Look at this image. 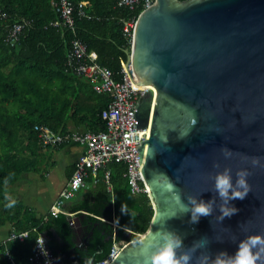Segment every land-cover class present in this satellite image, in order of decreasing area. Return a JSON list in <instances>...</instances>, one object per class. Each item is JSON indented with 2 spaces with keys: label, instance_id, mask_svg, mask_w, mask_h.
<instances>
[{
  "label": "water",
  "instance_id": "obj_1",
  "mask_svg": "<svg viewBox=\"0 0 264 264\" xmlns=\"http://www.w3.org/2000/svg\"><path fill=\"white\" fill-rule=\"evenodd\" d=\"M127 54L133 88L153 86L136 119L150 125L139 160L154 215L109 264H154L169 240L180 264H217L250 238L264 240V0H155ZM219 176L229 178L226 196ZM198 204L209 214L195 216ZM253 252L264 264V244Z\"/></svg>",
  "mask_w": 264,
  "mask_h": 264
},
{
  "label": "trees",
  "instance_id": "obj_2",
  "mask_svg": "<svg viewBox=\"0 0 264 264\" xmlns=\"http://www.w3.org/2000/svg\"><path fill=\"white\" fill-rule=\"evenodd\" d=\"M71 1L76 9L85 4V15H75L74 31L54 25L59 14L52 0H0V11L6 14L0 18V226L9 222L17 232L29 231L23 242L8 241L1 247L3 254L6 249L10 252L16 264H30L39 235L45 237L56 264H75L71 257L80 264H88L90 258L100 264L114 243L121 248L137 243L154 215L147 193H133L127 165L118 161L97 172L96 188L83 201L67 206V211L78 212L84 229L78 244L74 241L75 222L72 224L66 214L36 218L34 211L6 198V185L15 183L22 174L40 171L39 152L47 147L40 144L35 125L66 132L67 122H86L77 117L86 90L103 101L87 120L89 129L106 130L101 111L108 97L97 94L89 81L67 69L66 56L72 39L79 38L96 62L121 81L132 47L124 27L138 19L142 8L120 7L117 0ZM14 23L26 26L11 45L7 37ZM112 203L114 211L107 208ZM4 261L10 264L7 258Z\"/></svg>",
  "mask_w": 264,
  "mask_h": 264
},
{
  "label": "built area",
  "instance_id": "obj_3",
  "mask_svg": "<svg viewBox=\"0 0 264 264\" xmlns=\"http://www.w3.org/2000/svg\"><path fill=\"white\" fill-rule=\"evenodd\" d=\"M155 0H117L120 7H126L130 10L142 8V11L151 7ZM56 12L59 14V20L54 25L67 27L75 30V15L84 16V3L78 5L71 0H52ZM6 14L0 11V18H5ZM27 23V22H26ZM26 23H14L8 34V41L11 45L16 43L23 32ZM137 19L126 22L124 32L127 37H131L133 42V32ZM66 67L76 75L82 76L89 81L93 90L97 94H103L108 97L107 105L101 111V118L106 124L104 131H85V132H60L55 131L47 125H35L34 130L37 133L40 144L43 147L58 146L61 144L74 142L85 147L83 155L74 164V171L67 185L62 189L58 198L51 206L49 214L57 217L59 214H66L71 218L72 224L75 222L74 213L66 210V204L72 200L78 191L85 185V179L89 173L97 174L100 169L105 168L109 163L118 161L127 165V176L134 194L147 193L148 188L141 174L143 166L139 160V148L149 137L150 126L139 128L136 119V106L140 97L151 89L152 86L142 90L139 89L136 82V76L132 64H125L122 69V80L115 79L113 72L96 62L95 56L88 53L87 45L79 38L71 41V47L66 56ZM127 63V62H126ZM132 82H131V80ZM109 172L105 174L108 181ZM29 236V231H14L8 237V241L23 242ZM4 242L0 247H2ZM121 247L117 243L112 246L109 256L100 264H109L120 252ZM4 257L10 264H16L10 252L6 249ZM30 264H56L46 239L39 235L35 244V252L29 259Z\"/></svg>",
  "mask_w": 264,
  "mask_h": 264
},
{
  "label": "crops",
  "instance_id": "obj_4",
  "mask_svg": "<svg viewBox=\"0 0 264 264\" xmlns=\"http://www.w3.org/2000/svg\"><path fill=\"white\" fill-rule=\"evenodd\" d=\"M85 91V90H84ZM103 101L92 96L88 90L81 96V105L78 110V118L91 120L94 109L102 104ZM73 111L70 112L72 114ZM77 115V114H76ZM79 120V119H78ZM67 122V131L85 132L93 131L88 122ZM61 132V131H60ZM85 147L79 143L69 142L58 146H51L40 150V171H32L22 174L18 180L5 186L6 198L12 202L21 204L24 208L34 211L35 217L44 219L49 214L51 206L58 198L62 189L67 185L74 171V164L83 155ZM104 169V168H103ZM109 172V171H107ZM106 172V173H107ZM96 174L89 173L85 179V185L78 191L76 196L67 202V206L76 201H83L89 193L96 188ZM107 181V180H106ZM109 210L114 211V204L107 206ZM74 213V219H78V212ZM82 213H84L82 211ZM76 226V221H75ZM115 226V224H114ZM16 231L13 223L6 222L0 226V245L8 240L12 232ZM83 231L75 227V243H80L83 237ZM4 254L0 247V264H4ZM75 263L76 261L73 260Z\"/></svg>",
  "mask_w": 264,
  "mask_h": 264
},
{
  "label": "clouds",
  "instance_id": "obj_5",
  "mask_svg": "<svg viewBox=\"0 0 264 264\" xmlns=\"http://www.w3.org/2000/svg\"><path fill=\"white\" fill-rule=\"evenodd\" d=\"M240 185L244 186V181H239ZM216 187L221 196H226L230 188L229 178L226 176L217 177ZM246 191H236L232 193L233 198L243 199L246 195ZM9 207L11 204L8 205ZM232 210L225 209L224 214L230 215ZM193 213L195 216L208 215L209 208L205 204H198L194 206ZM264 244V240L260 238H250L246 243H242L238 246L236 253L226 262L217 261V264H257L258 255L253 252V249L258 245ZM177 243L169 240L165 246L160 249L159 254L153 258L154 264H180L174 254V249L177 247ZM186 262L187 257H183Z\"/></svg>",
  "mask_w": 264,
  "mask_h": 264
},
{
  "label": "bare ground",
  "instance_id": "obj_6",
  "mask_svg": "<svg viewBox=\"0 0 264 264\" xmlns=\"http://www.w3.org/2000/svg\"><path fill=\"white\" fill-rule=\"evenodd\" d=\"M137 86L139 87V85H138V83H137ZM149 87V86H148ZM148 87H146V88H148ZM153 87V86H152ZM152 112V111H151ZM149 124H151V119H150V123ZM150 126V125H149ZM149 131H150V129H149Z\"/></svg>",
  "mask_w": 264,
  "mask_h": 264
},
{
  "label": "rangeland",
  "instance_id": "obj_7",
  "mask_svg": "<svg viewBox=\"0 0 264 264\" xmlns=\"http://www.w3.org/2000/svg\"><path fill=\"white\" fill-rule=\"evenodd\" d=\"M142 12V11H141ZM139 237H141V236H139ZM127 245V244H126ZM122 249V248H121Z\"/></svg>",
  "mask_w": 264,
  "mask_h": 264
},
{
  "label": "flooded vegetation",
  "instance_id": "obj_8",
  "mask_svg": "<svg viewBox=\"0 0 264 264\" xmlns=\"http://www.w3.org/2000/svg\"><path fill=\"white\" fill-rule=\"evenodd\" d=\"M81 241H82V239H81Z\"/></svg>",
  "mask_w": 264,
  "mask_h": 264
}]
</instances>
